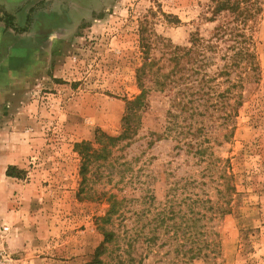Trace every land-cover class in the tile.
Masks as SVG:
<instances>
[{
    "label": "rangeland",
    "instance_id": "374dc122",
    "mask_svg": "<svg viewBox=\"0 0 264 264\" xmlns=\"http://www.w3.org/2000/svg\"><path fill=\"white\" fill-rule=\"evenodd\" d=\"M216 1L52 0L29 31L7 35L0 27V55L4 48L8 55L2 66L10 65L13 77L26 72L0 100L1 262L264 264V0L241 3L250 14L243 21L226 10L213 19ZM26 15L16 14L17 25ZM219 25L225 33L197 77L211 78L214 96L236 86L227 106L231 121L224 123L220 108L205 117L200 139L209 147L211 169L208 157L187 151L188 137L179 142L172 131L157 140L152 133L168 125L176 87L152 88L133 138L95 158L82 174L76 144L89 141L102 155L96 133L118 135L125 101L140 93V36L158 59L165 48L157 36L188 44L196 29L215 39ZM230 29L246 34L257 69L242 62L229 75L219 73L223 54L240 46ZM8 165L17 168L15 176H5ZM223 171L231 175L228 189ZM219 206L228 209L211 213L209 207ZM191 207L206 212L197 221L202 235L193 234ZM106 231L115 236L95 256ZM194 240L204 244L199 255H192Z\"/></svg>",
    "mask_w": 264,
    "mask_h": 264
},
{
    "label": "trees",
    "instance_id": "16d2710c",
    "mask_svg": "<svg viewBox=\"0 0 264 264\" xmlns=\"http://www.w3.org/2000/svg\"><path fill=\"white\" fill-rule=\"evenodd\" d=\"M249 0H217L216 6L214 8L212 18L215 19L218 13L221 11L234 12L239 21H243L250 14H245V7H241V3L246 4ZM0 20H4L6 25L11 26L12 16L4 15L0 16ZM223 25H219L214 28L212 37L205 38L200 35L198 29L190 33L188 44L172 45L167 43L161 36H157L159 42L165 50L162 52V56L154 58L150 56L151 47L148 40L145 38L144 34L140 36L141 41V53L144 61L140 66L136 68V81L140 93L136 95L133 99H127L125 101V111L122 116V131L118 135L110 136L104 134L103 132L96 133V142H98L102 148V155L99 154L97 149H94L89 141H81L76 144L79 155L82 158V163L80 170L82 174H85L89 170L90 164L96 158H106L111 149L116 146L120 141H129L133 138L137 131V124L139 120L138 111L144 106V99L147 93L152 89L160 91H171L174 88H178L176 94L173 98H170V109L168 110V125L165 126L164 131L161 134L152 132L153 135L156 134V139L159 140L162 136H168L172 131L176 134L177 140L180 142L182 137H188L189 140L184 142L188 148V152L192 156H197L199 159H204L208 157L207 169L210 168L211 160L208 156V146H204V140H201V135L205 134V117L212 114V109L219 108L224 112L223 121L228 123L232 119V113L227 108L230 106L229 99L230 90L232 89L231 83L223 91L218 92L214 96V90L212 87H208L207 84L210 81V77H205L206 73H202L200 78L197 77L201 73L203 67L208 63L209 56L207 53L209 51L214 52L217 48V40L221 39L225 33ZM230 29V32L231 33ZM232 30L234 39L240 46H237L236 50L232 54H223L225 64L223 69L219 72L222 75H229L230 70L236 68L242 62L252 63V67L257 69L256 62H253L255 55L248 52L245 49V44L248 40L244 32ZM144 31V30H143ZM214 40V41H213ZM162 60V62H161ZM168 68L166 71L165 68ZM148 80L150 84L148 85ZM230 82V80L225 79ZM152 85V86H151ZM234 86V87H235ZM240 104L239 102L237 103ZM231 108V107H230ZM182 112L183 124L180 125L176 119L180 116L179 113ZM190 120V121H187ZM198 125V126H197ZM170 133V134H169ZM128 143V142H127ZM17 169L13 165H8L5 171L7 176H15L12 170ZM220 177L223 179L222 185L225 189L230 188L228 186V180L231 179V175L226 174L223 171ZM85 179V177L83 178ZM232 188V187H231ZM198 199H193V203H197ZM116 205V204H115ZM115 205L112 203L111 211H115ZM192 211L191 223L193 228V234H201L197 228V221L206 216V212H195L194 208H190ZM211 213H225L228 208L226 206H219L217 208H212ZM109 211V212H111ZM111 214L107 216V220L110 219ZM115 233L113 231L104 232V238L102 243L97 246L95 250V256L101 255L104 250L105 242H110L113 240ZM196 240L193 241V246L191 247L192 255H199L203 250V245L199 243L196 244ZM197 245V246H196ZM200 245V246H198Z\"/></svg>",
    "mask_w": 264,
    "mask_h": 264
},
{
    "label": "crops",
    "instance_id": "0c3cea01",
    "mask_svg": "<svg viewBox=\"0 0 264 264\" xmlns=\"http://www.w3.org/2000/svg\"><path fill=\"white\" fill-rule=\"evenodd\" d=\"M50 3L52 0H0V16L9 15L12 16V24L11 26L6 25L4 20H0V27L3 29L4 32H6L7 35H16V33L23 34L25 32V29H28V31L31 29L34 23L38 22L37 13L41 14L44 3ZM16 14H27L25 17V23L23 26H19L16 23ZM31 14H36L32 16ZM35 19V20H33ZM6 48L3 49V54L0 55V70L2 72L0 73V100L1 98H5L6 91L8 87L11 85V83H15L16 85H21L22 82H24L25 74L26 72L21 75L16 74L15 77H13V73L15 72L10 69V65L2 66V64L5 63V59L8 55H6ZM4 56V57H3ZM9 78V79H7ZM9 84V86H8ZM6 177H11L7 176Z\"/></svg>",
    "mask_w": 264,
    "mask_h": 264
},
{
    "label": "built area",
    "instance_id": "2783aa9c",
    "mask_svg": "<svg viewBox=\"0 0 264 264\" xmlns=\"http://www.w3.org/2000/svg\"><path fill=\"white\" fill-rule=\"evenodd\" d=\"M0 254H1L3 257L5 256V255H3V254H5V253H1V252H0ZM0 264H4V263L0 261Z\"/></svg>",
    "mask_w": 264,
    "mask_h": 264
}]
</instances>
